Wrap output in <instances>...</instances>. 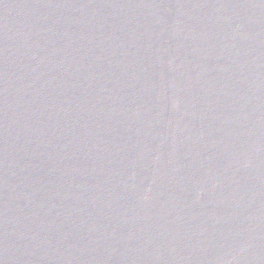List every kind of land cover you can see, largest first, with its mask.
Returning <instances> with one entry per match:
<instances>
[{
  "label": "water",
  "instance_id": "obj_1",
  "mask_svg": "<svg viewBox=\"0 0 264 264\" xmlns=\"http://www.w3.org/2000/svg\"><path fill=\"white\" fill-rule=\"evenodd\" d=\"M0 264H264V0H0Z\"/></svg>",
  "mask_w": 264,
  "mask_h": 264
}]
</instances>
